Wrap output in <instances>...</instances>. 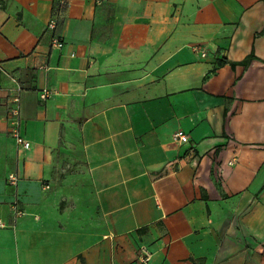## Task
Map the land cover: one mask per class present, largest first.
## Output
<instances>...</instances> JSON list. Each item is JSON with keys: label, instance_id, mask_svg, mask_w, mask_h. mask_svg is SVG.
I'll return each instance as SVG.
<instances>
[{"label": "crops", "instance_id": "1", "mask_svg": "<svg viewBox=\"0 0 264 264\" xmlns=\"http://www.w3.org/2000/svg\"><path fill=\"white\" fill-rule=\"evenodd\" d=\"M0 264H264V0H0Z\"/></svg>", "mask_w": 264, "mask_h": 264}, {"label": "built area", "instance_id": "2", "mask_svg": "<svg viewBox=\"0 0 264 264\" xmlns=\"http://www.w3.org/2000/svg\"><path fill=\"white\" fill-rule=\"evenodd\" d=\"M56 25H57V19L56 17H51L49 21L47 22V29L51 32V45L60 48L63 46V40L56 34ZM48 96V93L46 90H44L41 93L42 99H46ZM14 113H18V109H14ZM177 134L182 135V132H178ZM11 135L15 138L17 144L21 146L22 148H28L30 146V141L25 139L24 136L21 133L20 125L18 123L14 124L11 128ZM15 180L14 177L11 178V181L13 182ZM15 208V207H13ZM148 257L142 258L140 261L141 263L146 262Z\"/></svg>", "mask_w": 264, "mask_h": 264}, {"label": "trees", "instance_id": "3", "mask_svg": "<svg viewBox=\"0 0 264 264\" xmlns=\"http://www.w3.org/2000/svg\"><path fill=\"white\" fill-rule=\"evenodd\" d=\"M254 58V54L253 53H250L248 54L243 60L239 61V62H234V61H230V60H226V59H221L219 58L217 60V65H220L222 63H226V62H229L232 66L236 65L237 63L238 64H242L244 66L248 65L249 62L251 61V59ZM215 68H213L212 70L209 71V73H212L214 72Z\"/></svg>", "mask_w": 264, "mask_h": 264}]
</instances>
